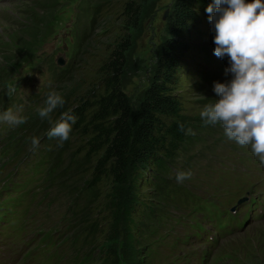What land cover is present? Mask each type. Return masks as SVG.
I'll return each instance as SVG.
<instances>
[{"label": "trees", "instance_id": "trees-1", "mask_svg": "<svg viewBox=\"0 0 264 264\" xmlns=\"http://www.w3.org/2000/svg\"><path fill=\"white\" fill-rule=\"evenodd\" d=\"M154 1L88 0L94 13L102 14L98 24L101 32L83 36L85 42L75 56L78 61L73 73L63 74L54 90L66 103L52 114L53 123L69 109L77 117L70 139L63 146L57 142L56 157L50 158L55 157V166L64 161L55 184L61 190L75 189L88 197L79 228L93 235L91 252L100 251L96 264L139 263L142 247L138 242V209L150 211L158 206L159 199L156 190H149L147 176L161 170L177 153L187 151L191 136L186 134L187 129L192 133L204 128L199 112L206 103L218 99L213 90H207L209 83L203 86L206 78L201 80L203 71L210 72L201 64L200 54L207 49L206 43L215 45L216 33L206 12L212 0H175L167 17L170 36L163 44L151 82L136 101L124 91L132 38ZM28 14L26 31L15 48L18 56L37 47L39 33L53 17L42 7ZM193 57L200 64L187 63ZM8 81L7 73L0 72V85ZM50 91L36 110L24 114L28 121L12 128L5 142L32 125H38L37 131L42 132L51 128L38 116ZM193 93L201 98L191 102L188 95ZM194 103L196 109L192 110ZM246 263L264 264V260L250 259Z\"/></svg>", "mask_w": 264, "mask_h": 264}, {"label": "rangeland", "instance_id": "rangeland-1", "mask_svg": "<svg viewBox=\"0 0 264 264\" xmlns=\"http://www.w3.org/2000/svg\"><path fill=\"white\" fill-rule=\"evenodd\" d=\"M87 2L88 0H17L16 2L0 5V72L7 73L9 76L8 82L16 84L19 88L15 92V95L23 99L22 102L17 101L11 104L10 111L12 113L21 114L22 104L28 101L30 95L33 94H37L39 97V104L36 103L38 106L34 109L36 110L42 104L43 98L41 97L43 94H46L48 90L54 91L58 84V82L52 79L50 71H53V68L57 66L58 68L55 71H58L59 68L66 67L65 75H69L70 72L73 73L74 65L78 61V58L75 56L79 53L82 44L85 42L83 36L92 34L93 32H101L99 31L98 24L100 15L102 16V14H95L92 6L87 4ZM174 2L175 0H155L153 5L144 12L140 26L133 35V45L128 56L129 67L123 80V89L135 101L140 98L145 88L151 82L156 64L161 56L163 44L170 36L167 17L171 12ZM33 3H37L38 7L30 8L29 5ZM41 7L49 9L53 13V17L43 27V31L39 33L36 41L37 47L27 55L18 56L15 48L21 44V34L26 31L25 28L28 24L26 19L29 15L26 12L29 13V10L36 9L39 12ZM59 60H62L64 63L62 66L57 65L59 64ZM49 62L50 65L47 66ZM187 63L197 66V64H200V61L195 60V57H193V60H187ZM206 69L210 73L207 75L206 80L203 81V86L207 85L210 78L219 79L220 77H230V75L226 74H217V77H215L213 67H206ZM206 88L209 92L213 90L209 87ZM199 98L201 97H198L196 93L188 95V99L191 102ZM195 105L196 103L191 105L190 109H196ZM197 111L199 112V110ZM201 123L204 125L203 122ZM204 126L208 127L204 131H211L216 127H221L220 125ZM12 128L14 127L11 124L7 129L1 130V141H4V137L10 133ZM21 135H23V132H21ZM207 135L217 136L216 133H207ZM198 147V145H191L189 153H194ZM177 154H179L177 155L179 157H186L181 153ZM36 156V153L29 154L25 162L19 165V173L14 176L18 184H23L30 177V168ZM38 160L36 158L33 163L32 175L38 174ZM195 160L190 158L186 159L185 162L190 166L191 161ZM11 167V165H7L1 173V176L9 171ZM256 170L257 168L254 167L253 171L255 172ZM174 173L175 170H172L169 173L170 177ZM159 175L161 176L162 172ZM257 181V179H254V182ZM10 184L8 183L7 185ZM45 184V181H42L39 176L29 186L37 189L39 191L38 197H41L44 193ZM260 190L264 193V184H260ZM20 191H22V187L13 191V194L19 193ZM154 194V192H151L150 195ZM14 202L11 201L3 204L2 200H0V247L3 241L7 245L15 244L17 237L30 236L33 234V229L39 227L41 233L34 242V246L37 247L36 252L39 254L24 255L20 263L48 264V259L43 253L46 251V246L51 243V234L57 231L56 227L51 224H39L30 221L27 218V214L18 211ZM18 205H24V201ZM47 207L45 203L41 205L35 203L32 205V209H38V217L40 218L43 217V213H47ZM85 210L81 214L82 219L84 218ZM163 210L166 213L172 214L174 217L181 216L187 212L186 208L180 206H166ZM138 211L141 216L142 210L138 209ZM139 214L136 217H140ZM157 219V217H150L145 222L147 225L156 224ZM189 220L187 219V221ZM177 227L181 231H184L186 225L177 223ZM81 228L84 229L83 227ZM195 229L202 232V234L206 230L200 224H197ZM159 237L161 241H168L167 243L179 252L187 249L186 243L175 242L163 234ZM198 243L196 242L194 246H196V251L199 253L200 247L197 245ZM203 244L206 245L207 242L204 241ZM96 246L95 243L94 249ZM25 249L26 246H23L22 251ZM164 252L168 253L169 250L165 249ZM99 253L100 251L95 249L90 253L89 258L95 261V263H99ZM19 255L20 253L15 254L12 251L5 259L9 260L11 264H18L17 260ZM259 258L262 261L264 260V220L247 228L243 232L226 238L221 245L214 247L212 255L207 257L206 261L210 259V264H247L246 262L248 260H256ZM202 261L203 259L197 256V259H193V264H203Z\"/></svg>", "mask_w": 264, "mask_h": 264}, {"label": "clouds", "instance_id": "clouds-1", "mask_svg": "<svg viewBox=\"0 0 264 264\" xmlns=\"http://www.w3.org/2000/svg\"><path fill=\"white\" fill-rule=\"evenodd\" d=\"M206 12L216 33L213 54L218 59L227 56L229 63L225 74L231 78L226 82H214L213 91L218 99L206 103L199 116L204 125H220L228 140L240 147L250 146L252 154L264 164V0H212ZM15 92L16 84L9 83L5 94L12 97ZM65 103L60 92L50 91L44 105L38 109L39 118L52 125L47 136L57 139L59 146L70 139L72 125L77 119L69 109L53 123L52 114ZM3 115L13 127L29 119L27 115L10 111ZM186 134H191V129H187ZM30 143L35 151L40 139L30 137ZM191 175L190 171H179L175 178L183 182L191 179Z\"/></svg>", "mask_w": 264, "mask_h": 264}, {"label": "bare ground", "instance_id": "bare-ground-1", "mask_svg": "<svg viewBox=\"0 0 264 264\" xmlns=\"http://www.w3.org/2000/svg\"><path fill=\"white\" fill-rule=\"evenodd\" d=\"M200 58H201L202 63L205 64L207 67H210V68L212 67L211 64H210V62L204 57L203 54H200ZM203 73H206V72L203 71ZM204 75H205L204 78H202L201 80H204L207 77L208 74L206 73Z\"/></svg>", "mask_w": 264, "mask_h": 264}]
</instances>
